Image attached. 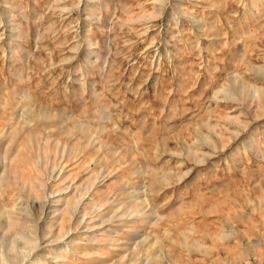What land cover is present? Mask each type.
Wrapping results in <instances>:
<instances>
[{
	"label": "rangeland",
	"instance_id": "obj_1",
	"mask_svg": "<svg viewBox=\"0 0 264 264\" xmlns=\"http://www.w3.org/2000/svg\"><path fill=\"white\" fill-rule=\"evenodd\" d=\"M0 264H264V0H0Z\"/></svg>",
	"mask_w": 264,
	"mask_h": 264
}]
</instances>
